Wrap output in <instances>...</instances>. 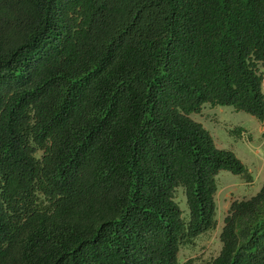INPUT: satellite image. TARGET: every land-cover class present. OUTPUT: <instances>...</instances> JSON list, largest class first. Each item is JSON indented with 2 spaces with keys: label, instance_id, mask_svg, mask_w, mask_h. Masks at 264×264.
I'll list each match as a JSON object with an SVG mask.
<instances>
[{
  "label": "trees",
  "instance_id": "1",
  "mask_svg": "<svg viewBox=\"0 0 264 264\" xmlns=\"http://www.w3.org/2000/svg\"><path fill=\"white\" fill-rule=\"evenodd\" d=\"M263 63L264 0H0V264H178L249 177L189 114L261 121ZM218 239L184 264H264V179Z\"/></svg>",
  "mask_w": 264,
  "mask_h": 264
},
{
  "label": "rangeland",
  "instance_id": "2",
  "mask_svg": "<svg viewBox=\"0 0 264 264\" xmlns=\"http://www.w3.org/2000/svg\"><path fill=\"white\" fill-rule=\"evenodd\" d=\"M259 69L263 74L264 91V63ZM189 116L208 131L216 147L231 151L240 160L249 177L232 174L227 170L217 173L215 225L190 243L179 247L178 264H184L188 259L199 263L214 257L220 248L218 235L229 203L233 199L248 198L255 194L264 179V117L260 121L231 106H211L207 103L201 106L199 112L190 113ZM174 200L181 209L183 218H186L187 208L182 188L175 189Z\"/></svg>",
  "mask_w": 264,
  "mask_h": 264
}]
</instances>
